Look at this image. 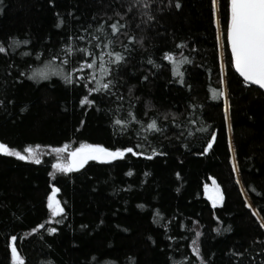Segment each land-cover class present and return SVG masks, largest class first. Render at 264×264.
Here are the masks:
<instances>
[{"label": "trees", "instance_id": "1", "mask_svg": "<svg viewBox=\"0 0 264 264\" xmlns=\"http://www.w3.org/2000/svg\"><path fill=\"white\" fill-rule=\"evenodd\" d=\"M230 22L231 0H0V144L40 155L0 152V264H264V92ZM84 144L125 155L54 172Z\"/></svg>", "mask_w": 264, "mask_h": 264}, {"label": "snow or ice", "instance_id": "2", "mask_svg": "<svg viewBox=\"0 0 264 264\" xmlns=\"http://www.w3.org/2000/svg\"><path fill=\"white\" fill-rule=\"evenodd\" d=\"M111 29L113 33H118L120 31V26H118V24H112ZM80 39H83V37H80ZM228 39L230 41L236 69L247 82L264 89V0H231V22ZM16 43L19 42L17 41ZM24 43H27V41ZM97 47H99V45H97ZM105 47H108V44H106ZM4 51L5 49L0 47V52ZM71 51V48H68V52L71 53ZM79 51L88 56H94V54L88 52L87 49H79ZM104 55L110 58L108 61L109 63L118 64L124 60V57L120 53L114 54L113 52H107L99 56L101 62H104ZM167 59L171 61L173 57L167 56ZM65 63H67V61H65ZM149 63H152V61L149 60ZM96 67H98V65L95 63L94 59L93 62H86L78 71H83L85 68L94 69ZM100 72L103 76H106L110 73V69L101 66ZM177 75L182 74L177 72ZM65 79L69 83L72 82L70 77L66 76ZM92 79H96L95 73L92 74ZM109 83L101 82L95 91L100 92L102 89L107 90L109 88ZM89 91L91 92L92 89H89ZM217 95H223V93H218ZM83 102L90 103L87 97H85ZM116 123L120 124L121 121L117 120ZM147 127L148 129L156 130L157 124L155 121H152ZM212 139L214 141L215 137ZM211 146V144L208 145L209 148H211ZM66 148L67 146H65V148L54 149L53 151L64 152ZM25 151L28 153L27 156L22 155L20 152L11 151L5 145L0 144V152L5 155L16 156L21 160L32 159L35 163L40 162L34 149L28 148ZM127 151L132 152V149H127ZM124 155L125 152L123 151H109L103 147L83 146L71 153L73 158L71 164H57L55 167L61 172H70L77 167H82L88 160L99 159L102 162H109L111 160L123 158ZM222 200V194L217 192L213 203L214 205L222 203ZM49 207L52 208V214L54 216L59 215L63 211V209L59 207V203L55 200L54 195L49 198ZM261 226L264 227V224ZM52 231L54 232L55 229H52ZM13 240H15V238H13ZM12 252L14 258L19 261V264H23V262L19 260L15 246H13Z\"/></svg>", "mask_w": 264, "mask_h": 264}, {"label": "rangeland", "instance_id": "3", "mask_svg": "<svg viewBox=\"0 0 264 264\" xmlns=\"http://www.w3.org/2000/svg\"><path fill=\"white\" fill-rule=\"evenodd\" d=\"M217 10H218V1H217ZM218 14V13H217ZM219 21V20H218ZM219 33H220V50H221V55L223 56L224 55V50H223V38H222V32H221V26H220V23H219ZM228 127H229V132H230V138H231V144H232V149H233V154H234V157H235V150H234V142H233V136H232V131H231V126H230V120L228 119ZM83 146H93V147H102L100 145H91V144H84L74 150H70L68 149V147L66 148V150L64 152H55V162H54V172H59V170H57V168L55 167V165L57 164H61V165H68V164H71L72 163V156H71V153L80 149L81 147ZM65 148V147H63ZM22 155H28V153L25 151V152H21ZM36 156L37 158L40 157V155L36 152ZM236 158V157H235ZM235 165H236V168H237V172L239 174V171H238V166H237V161L235 160ZM239 178H240V174H239ZM240 181H241V178H240ZM241 184H242V188H243V191L245 193V195H247V192L244 188V185L241 181ZM217 192L219 194H222L223 196V199H224V195H223V192H222V189L220 188V186L218 185V183L214 180V179H211V182L210 184L205 188V195L206 197L209 199V201L211 202V204L213 206H217V205H220L222 203H217L214 205L213 203V200L214 198L216 197L217 195ZM53 195L55 196V200L59 203V199H58V196L55 192H52L49 196L50 197H53ZM49 198H48V205H49ZM223 202V200H222ZM59 207L61 208L60 204H59ZM50 208V207H49ZM51 211H52V208H50Z\"/></svg>", "mask_w": 264, "mask_h": 264}, {"label": "water", "instance_id": "4", "mask_svg": "<svg viewBox=\"0 0 264 264\" xmlns=\"http://www.w3.org/2000/svg\"><path fill=\"white\" fill-rule=\"evenodd\" d=\"M229 29H230V27H229ZM229 33V32H228ZM228 41H229V39H228ZM229 45H230V41H229ZM230 49H231V45H230ZM234 57V56H233ZM234 64H235V61H234ZM235 70H236V72H237V74L246 82V83H248V84H250L249 82H247L245 79H244V77L240 74V72L236 69V67H235ZM251 85H254V84H251ZM254 86H256V87H258L259 88V86H257V85H254ZM259 89H261V88H259ZM263 92H264V89H261ZM104 148V147H103ZM105 149H107V150H109V151H115V150H112V149H109V148H105ZM73 159V158H72ZM97 160H99V159H97ZM99 161H101V160H99ZM111 161H113V160H111ZM102 162V161H101ZM110 162V161H109ZM87 162H85L84 164H83V166L86 164ZM82 166V167H83ZM82 167H77L76 169H80V168H82Z\"/></svg>", "mask_w": 264, "mask_h": 264}]
</instances>
